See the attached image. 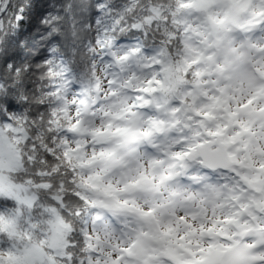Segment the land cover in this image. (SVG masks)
I'll list each match as a JSON object with an SVG mask.
<instances>
[{"label": "snow or ice", "instance_id": "obj_1", "mask_svg": "<svg viewBox=\"0 0 264 264\" xmlns=\"http://www.w3.org/2000/svg\"><path fill=\"white\" fill-rule=\"evenodd\" d=\"M36 6L0 0V264H264V0Z\"/></svg>", "mask_w": 264, "mask_h": 264}, {"label": "trees", "instance_id": "obj_2", "mask_svg": "<svg viewBox=\"0 0 264 264\" xmlns=\"http://www.w3.org/2000/svg\"><path fill=\"white\" fill-rule=\"evenodd\" d=\"M33 2L37 6L33 9L32 15L24 22L23 36L35 39V33L37 32L38 27V18L40 14L46 11L47 5L52 3L53 0H33ZM20 55H23V52H21Z\"/></svg>", "mask_w": 264, "mask_h": 264}]
</instances>
